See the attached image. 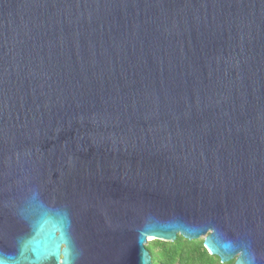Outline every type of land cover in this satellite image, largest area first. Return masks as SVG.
I'll use <instances>...</instances> for the list:
<instances>
[{
    "label": "water",
    "instance_id": "1",
    "mask_svg": "<svg viewBox=\"0 0 264 264\" xmlns=\"http://www.w3.org/2000/svg\"><path fill=\"white\" fill-rule=\"evenodd\" d=\"M177 235L264 264V0H0V260Z\"/></svg>",
    "mask_w": 264,
    "mask_h": 264
},
{
    "label": "trees",
    "instance_id": "2",
    "mask_svg": "<svg viewBox=\"0 0 264 264\" xmlns=\"http://www.w3.org/2000/svg\"><path fill=\"white\" fill-rule=\"evenodd\" d=\"M152 264H233V260L221 262L209 254L202 239L187 240L180 235L171 242L151 240L145 245Z\"/></svg>",
    "mask_w": 264,
    "mask_h": 264
},
{
    "label": "snow or ice",
    "instance_id": "3",
    "mask_svg": "<svg viewBox=\"0 0 264 264\" xmlns=\"http://www.w3.org/2000/svg\"><path fill=\"white\" fill-rule=\"evenodd\" d=\"M0 264H4V261L0 260Z\"/></svg>",
    "mask_w": 264,
    "mask_h": 264
},
{
    "label": "rangeland",
    "instance_id": "4",
    "mask_svg": "<svg viewBox=\"0 0 264 264\" xmlns=\"http://www.w3.org/2000/svg\"><path fill=\"white\" fill-rule=\"evenodd\" d=\"M201 239V238H200Z\"/></svg>",
    "mask_w": 264,
    "mask_h": 264
}]
</instances>
